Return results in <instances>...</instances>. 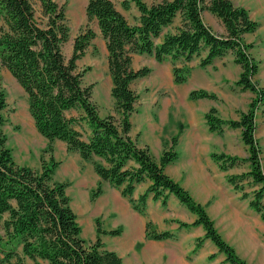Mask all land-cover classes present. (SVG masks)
<instances>
[{
  "label": "trees",
  "instance_id": "trees-1",
  "mask_svg": "<svg viewBox=\"0 0 264 264\" xmlns=\"http://www.w3.org/2000/svg\"><path fill=\"white\" fill-rule=\"evenodd\" d=\"M134 2L139 15L130 22L113 0H88L86 14L95 19L106 41L111 94L115 113L102 115L93 99V84L84 83V69L78 61L96 37L86 26L73 39L70 56L64 45L70 40L66 5L56 0H0V264H124L122 256L108 248L102 233L118 235L120 229L103 230L97 222V238L83 236L82 226L71 204L68 182L58 179L59 162H43L39 169L16 162L5 130L8 99L2 84V67L17 79L28 98L29 111L37 130L48 139L66 142L69 150L92 162L101 179L121 189L133 207L145 214L149 194L167 203L174 194L197 214L194 225H203L205 236L212 239L231 264H248L221 236L204 205L166 171L167 164L178 157L172 137L157 160L149 145H141L131 135V115L136 110L139 94L132 87L134 80L147 76L150 68H135L136 54H148L159 62L171 59L174 80L186 82L192 71L190 62L202 51V67L216 57L231 51L242 70L236 80L243 90L254 93L248 108L239 119H225L216 107L205 114L210 130L222 133L226 126L240 128L248 146L250 168L241 174H228V181L239 191L241 183L251 179L257 188L250 205L264 220V171L261 146L255 136L256 114L264 112V86L255 79L259 62L251 53L253 43L244 34L257 29L258 23L246 7L232 0H123L129 8ZM37 5L39 7H37ZM217 15L226 26V33L216 32L203 18V11ZM191 98L209 97L215 93L193 89ZM220 167L227 170L239 158L213 153ZM149 180L147 189L136 200L137 184ZM100 183L93 191L102 192ZM243 196H247L243 192ZM146 223V236L155 239L173 237L170 231L151 229ZM198 245H201L200 242Z\"/></svg>",
  "mask_w": 264,
  "mask_h": 264
},
{
  "label": "rangeland",
  "instance_id": "rangeland-1",
  "mask_svg": "<svg viewBox=\"0 0 264 264\" xmlns=\"http://www.w3.org/2000/svg\"><path fill=\"white\" fill-rule=\"evenodd\" d=\"M56 1L66 5V14L70 25V40L64 45V51L67 56L71 55L74 37L82 29L88 25L96 31V37L78 63L81 69L86 70L84 83L94 85L93 99L98 104L101 114L115 113V100L111 94L112 78L108 67L106 41L101 34L97 21L95 19L89 20L87 17L86 5L88 0ZM113 1L130 22H136L139 11L134 2H131L129 8H125L122 3L123 0ZM146 1L151 3L155 0ZM37 7L39 6L37 5ZM245 40L249 43L252 41L250 36H245ZM206 54L207 51H202L201 55L195 56L190 62L193 70L188 80L183 83L175 82L171 59L159 62L154 56L145 53L134 56L133 65L135 68L142 66L150 68L147 76L137 78L132 83V87L139 94L136 110L131 115L133 123L132 136L137 137L141 144L151 141L152 151L158 146L156 137L152 138L151 134V127L153 125H156L158 130L160 131L161 129L162 132L171 128L170 133L172 134L178 129L174 135L178 136L179 141V136L185 123L182 121L172 123L173 111L177 108L185 111L192 102H196L200 98H206L200 97L194 99L190 97V92L203 84L214 87L213 89L215 90H221L219 92L221 98L216 97V99L218 98L217 103L219 105V110H217L221 117L225 119H239L240 111L244 110H241L239 108L240 106L234 109L230 108V104L233 102L231 99H236V104L238 105L244 101L246 107L247 96L244 92L233 87V83L238 77L236 71L230 69L231 58H235L234 54L228 51L224 56L231 58L226 60V62L222 60L224 56L216 57L209 67L198 69L200 59ZM160 70L165 76L163 80L156 81L153 77ZM199 70L204 72L207 77L213 72H221L223 73V79L221 83L209 84L198 77ZM1 75L2 84L6 90L8 99L5 130L8 134L9 144L13 149L16 162L39 169L44 161L51 162L52 159H56L59 164L56 167L55 176L58 179L67 181L69 184L67 191L71 197L72 207L82 226L83 236L88 240H95L97 238L96 229L98 220L103 230L110 231L119 228L121 231L118 235L102 233L101 239L108 248L114 249L118 253L119 251L116 247L123 248L122 250L125 251L124 255H122L124 264H129L130 262L136 264L133 253L128 251L130 249L125 239L127 236L126 225L116 216V212L108 213L107 210H101L104 207L99 204L102 200L101 197L111 195V191L106 189L100 198L99 196L102 192L96 197L93 196V191L97 189L99 183L103 189V181L97 177L92 162L84 160L78 151L69 150L66 142L62 140H55L52 144H49L48 139L35 126L34 119L29 111L27 94L22 86L6 67H2ZM225 77L228 78L226 79ZM197 89L204 88L200 86ZM212 93L215 92L212 91ZM242 108L244 109V107ZM262 109L257 111L255 136L261 146V162L264 171V115L262 114ZM217 133L219 140H221L213 143L211 151L204 153L203 156L198 158L194 157L187 144L186 147L178 146L176 148L175 146L178 157L173 161L174 166L170 170L178 178H181L184 183L182 185L191 193L193 198L204 205L209 216L214 221L216 229L225 241L235 249L236 254L248 264H264V220L262 216L260 223L248 219L249 222H247L246 226L240 224L236 229L234 226L239 224L242 217H238L240 219L238 220L232 216L227 218L225 215V208L227 207L226 199H231V191H228L229 186L227 183L232 185L228 181L227 176L228 174H241L249 170L250 164L247 161L249 156L248 147L244 144L240 128L226 126L222 133ZM171 139L170 143L167 141L168 144H171ZM213 153H225L229 156L237 157L239 160L236 164L224 170L213 158ZM202 171L208 174L205 173L204 177H199V173ZM216 171L221 172V177L220 179H215L216 184L213 185L210 177ZM241 183L245 186V189L241 192L242 195H237V198L240 199L243 197L247 200L249 199L250 202L257 185H254L251 179H245ZM111 187L115 186L111 184ZM143 187V191H145L147 189L145 184ZM115 188L122 195L121 189ZM233 188L235 187L233 186ZM137 192L136 188L133 195L139 194ZM243 192L247 196H243ZM151 196L152 194H149L148 198ZM122 198L125 205L127 203L130 208L135 209L129 201V198L124 195H122ZM133 198L137 200L139 197ZM135 211L137 210L135 209ZM145 211L146 213L143 215L146 223L151 221V229L159 232L170 231L174 235L173 237L158 239L163 240L161 245L165 248L178 247L182 250L181 252L184 253L183 257L187 260L191 259L190 255L196 251H203L207 253V260L214 259L217 264H231L227 260L226 254L219 250L212 239L205 236V227L201 224H193L198 217L197 214L191 211L174 194L169 195L166 204H163L161 200L157 201L154 198H149V201L146 202ZM211 212L216 217L215 219H213ZM220 226L224 228V234ZM249 230L252 233H248ZM228 235L231 238V242L226 238ZM145 238L155 239L146 236V230ZM199 242L201 245H198ZM143 245L144 243L139 241L136 249H141ZM183 248L188 250V252L185 253Z\"/></svg>",
  "mask_w": 264,
  "mask_h": 264
},
{
  "label": "crops",
  "instance_id": "crops-1",
  "mask_svg": "<svg viewBox=\"0 0 264 264\" xmlns=\"http://www.w3.org/2000/svg\"><path fill=\"white\" fill-rule=\"evenodd\" d=\"M232 1L237 5H242L246 7L251 18L257 21L258 23V27L255 31L244 34V39H245V36L247 37L250 36L252 39L251 43H253V47H252L253 52L251 48V53L259 62V70H258L257 75L255 76V79L258 81V83L261 86H264V0H232ZM202 15H203L205 22L209 24L216 32L221 33V34H225L227 32L225 24L223 23L221 18H219L217 15L213 14L209 10H204ZM230 58L231 57L224 56L222 57V60L226 62V60ZM231 59L232 60L230 62V69L236 71V75H238V77L235 79V82L233 83L234 85L233 87L245 93V95L247 96V99H246L247 103L245 107L244 101L240 102V104L238 105L236 104V101H237L236 99L234 100L231 99L233 102L232 104H230V108L234 109L240 106L239 108L241 110H245L248 108L249 102L254 96V93L249 89L243 90L239 85H237L236 80L239 78L242 68L238 63L235 62L233 58ZM212 62L205 67H202L200 65L197 68L205 69L206 67H209V65H211ZM192 70H193V67H192ZM198 77L204 80V82H207L209 84H215L216 82L221 83L223 79V73L213 72L210 76L207 77V75H205L204 72L199 70ZM200 86L211 92L212 91L215 92L218 98H221V95L219 93L221 92V90H215L213 89L214 87L207 86L206 84H203ZM200 86L196 87V89L200 88ZM218 98L217 99H211L207 97L200 98L198 99V101L192 102L188 106V109L185 111H182L179 108L173 111V116H172L173 122L172 123H175V121H182L185 123V126L180 133L179 141L176 145V148H178V146L186 147V144H187V146L192 151L194 157L198 158V157L203 156L204 153H208V151H211V147L213 143L219 142L221 140V139L219 140V136L216 131L210 130L209 125L207 124V121L205 118L206 112L211 107H216L219 110V105L217 103ZM242 107H244V109ZM262 114L264 115L263 110H262ZM148 124L150 123L148 122ZM132 130H133V126H132ZM177 131L178 129L176 130L175 133H177ZM170 132H171V128L167 129L165 132H162L161 129L160 131L158 130V127L156 125H153V127H151L152 138L156 137V140L158 141V146H156L153 151L151 150L154 157L157 160L160 158V155L163 152V149L165 147V142L168 141L170 143L171 137L175 134V133L172 134ZM131 135H133L132 131H131ZM146 144L149 145L151 148L152 146L151 141H149L148 143H143L141 145H146ZM172 166H174V162L167 164L165 167V171L182 185L183 182L181 178H178L177 175L173 174L172 171L170 170ZM218 171H216V173L214 172V175H211L210 177V180L213 185L216 184L215 179H220L221 177V172H218ZM205 173L208 174L205 171L200 172L199 177H204ZM97 177H99V179L103 181L102 183L103 191L100 194L99 198L106 191V189L111 191V195L105 194L106 196L101 197V199L106 198L109 202L108 205L104 206L101 210H107L108 213H111L113 211L116 212L117 213L116 216L121 221H123V223L126 225L127 236L125 239L127 241L128 248L130 249L128 251H130V253H133L135 257L134 262L136 260V264H217V262L214 259L207 260L206 259L207 253L203 251H196L195 253L190 255L191 259L187 260L183 257L184 253L181 252L182 250H180L178 247L165 248L163 245H161L163 243V240L146 239L145 238L146 221H145L144 215L135 211V209L133 210L132 208H130V206H128L127 203L125 205V203L122 201L123 198L119 190H117L115 187H111V183L109 181L101 179L98 174H97ZM144 184H145V187L147 188V186L150 184V181L145 180L137 184L135 189L137 188V191H138L137 193L139 194L133 195V197L138 198L139 195L144 192L143 191ZM227 185L229 186L228 191L229 192L231 191V199H226L227 207L225 208V215L227 218L230 216L235 217L237 219L238 217H242V220L239 222L237 226H234V228L237 229V227L240 224H244L246 226L249 220L260 223L261 214L260 212H258L255 208H253L250 205L249 199L247 200L243 197L240 199L237 198V195L238 194L240 195L241 191L233 188V186L228 183ZM149 198H153V195ZM149 198L147 199V202L149 201ZM157 201H160V200H157ZM211 215L213 216V219L216 218L212 212H211ZM221 226H220V229L222 233L224 234L223 232L224 228ZM248 233H252V232L249 230ZM249 236L251 237V235ZM226 238L229 241L231 239L229 235ZM139 241H142L144 245L143 247H141V249L137 250L136 245ZM116 248L119 251V254L121 256L124 255L125 251L122 250L123 248L122 249L118 247ZM183 250L185 251V253L188 252V250L184 248ZM129 264H132V262H130Z\"/></svg>",
  "mask_w": 264,
  "mask_h": 264
},
{
  "label": "bare ground",
  "instance_id": "bare-ground-1",
  "mask_svg": "<svg viewBox=\"0 0 264 264\" xmlns=\"http://www.w3.org/2000/svg\"><path fill=\"white\" fill-rule=\"evenodd\" d=\"M164 76H165V75H163L162 71L160 70V71H158V72L155 73L153 79L156 80V81H158V80H163ZM182 88H184V87H182ZM108 203H109V202H108V200H107L106 198H105V199H102V200L99 202V204H101L102 207H103V206H107ZM99 206H100V205H99Z\"/></svg>",
  "mask_w": 264,
  "mask_h": 264
}]
</instances>
